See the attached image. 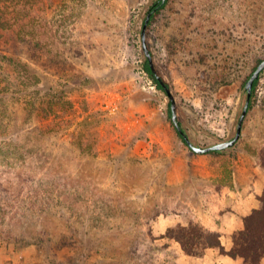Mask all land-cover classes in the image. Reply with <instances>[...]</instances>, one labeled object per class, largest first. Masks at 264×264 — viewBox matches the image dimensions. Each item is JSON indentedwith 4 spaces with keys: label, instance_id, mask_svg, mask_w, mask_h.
<instances>
[{
    "label": "rangeland",
    "instance_id": "rangeland-1",
    "mask_svg": "<svg viewBox=\"0 0 264 264\" xmlns=\"http://www.w3.org/2000/svg\"><path fill=\"white\" fill-rule=\"evenodd\" d=\"M155 2L55 1L60 32L45 55L67 65L32 66L42 91H67L71 136L38 139L39 156L0 152V264H206L188 263L169 228L197 220L227 244L231 219L250 211L264 178V72L237 144L197 154L144 67ZM147 43L193 144L234 138L246 83L264 59V0H170ZM4 72L2 88H15ZM7 137L0 132V143Z\"/></svg>",
    "mask_w": 264,
    "mask_h": 264
},
{
    "label": "trees",
    "instance_id": "trees-1",
    "mask_svg": "<svg viewBox=\"0 0 264 264\" xmlns=\"http://www.w3.org/2000/svg\"><path fill=\"white\" fill-rule=\"evenodd\" d=\"M55 1L0 0V69L8 71L15 86H6L7 88L3 89L0 77V132L8 134L7 140L4 139L0 143V152H11L13 155L26 151L30 156H39L33 152L39 147L38 139H45L54 134H60L63 139L71 136V122L67 121V117L71 115V99L67 96V91L53 86L42 91L39 82L34 81L37 73L32 66L37 64L46 69H56L67 65L65 60L45 55L53 52L55 32H60L55 20ZM47 2L49 12L37 9V6L44 7ZM169 2L170 0H157L150 7L148 13H153L150 22ZM44 25L46 27H43ZM44 34L47 35L46 38ZM23 55H27L26 60L21 57ZM144 67L158 89L166 93L153 74L148 60ZM259 81L260 79L255 83L253 95ZM167 85L169 86L168 83ZM252 107L253 100L249 111ZM19 110L24 114V123L27 126L32 125L35 120L38 121L35 124L37 126L31 129L22 125L18 120ZM177 111L181 129L188 136V131L180 119V109L177 108ZM176 131L187 144L177 128ZM211 153L218 154L220 151ZM260 160L264 169V148L260 152ZM1 185L3 183L0 181ZM258 199L259 207L244 217L243 228L231 234L232 246L229 249L223 245V235L219 230L208 228L197 220H191L187 225L177 224L169 228L167 235L177 241L184 252L193 258H203L209 249H218L221 254L232 259H242L243 264H264V190Z\"/></svg>",
    "mask_w": 264,
    "mask_h": 264
},
{
    "label": "water",
    "instance_id": "water-1",
    "mask_svg": "<svg viewBox=\"0 0 264 264\" xmlns=\"http://www.w3.org/2000/svg\"><path fill=\"white\" fill-rule=\"evenodd\" d=\"M152 14H153L152 12L148 13L145 24L143 26V30H142L143 48H144L145 55L147 57V60L149 62V65H150V68H151L153 74L157 77V79L159 80V82L161 83L163 88L165 89V91H166V93L170 99V102H171V118H172V121L174 122L176 128L184 136L188 146L197 154H207V153H210L213 151H224L226 149L234 147L242 136V129H243L244 121H245L247 114L249 112L250 104H251V101L253 98V90H254L255 83L257 80L260 79L262 73L264 72V59L256 67V69L254 70V72L252 73V75L250 76V78L248 79V81L246 83L247 101H246L244 110L242 112V115L240 117V120L238 122V127H237V132H236L235 137L228 140V141L221 142V143L209 146V147L196 146L189 139L187 134L181 129V126H180L179 120H178L177 102H176L175 96L173 95L170 87L167 85L165 80L159 75L158 70H157L156 65H155L154 57L151 53V50L149 49V46L147 43V29H148V26L150 24Z\"/></svg>",
    "mask_w": 264,
    "mask_h": 264
},
{
    "label": "crops",
    "instance_id": "crops-1",
    "mask_svg": "<svg viewBox=\"0 0 264 264\" xmlns=\"http://www.w3.org/2000/svg\"><path fill=\"white\" fill-rule=\"evenodd\" d=\"M264 190V178H263V183L262 185H259L258 182L255 183V192L253 195L250 193L249 194V199H250V205L249 209L250 211H247L243 216H234L230 223H229V228L231 229V233H233L236 230H240L244 226V217L248 215L253 209H256L260 205V201L258 199V196L261 195V193ZM223 238V237H222ZM223 245L229 249L232 246V242H229L226 244L225 241L222 240ZM188 257V263H190L189 259H192L193 257ZM205 258V263L206 264H243L242 259H232L228 256H225L221 254L218 250L216 249H209L207 254L204 256Z\"/></svg>",
    "mask_w": 264,
    "mask_h": 264
}]
</instances>
